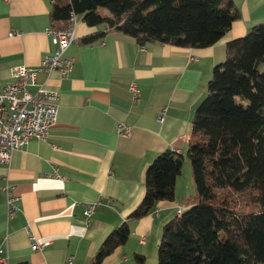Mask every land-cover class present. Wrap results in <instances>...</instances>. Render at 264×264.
<instances>
[{"label": "crops", "instance_id": "obj_1", "mask_svg": "<svg viewBox=\"0 0 264 264\" xmlns=\"http://www.w3.org/2000/svg\"><path fill=\"white\" fill-rule=\"evenodd\" d=\"M53 2L0 0V90L13 79V68L38 69L42 58L55 51L46 34ZM234 2L241 16L212 46L140 45L134 37L111 32L102 41L68 48L66 54L76 58L68 76L37 73L38 85L59 91V112L47 140L31 139L10 164H0V248L9 264H92L105 238L142 202L153 160L167 149L187 155L195 112L215 66L226 58L227 43L264 24V0ZM105 28L79 20L76 24L79 38ZM17 30L21 35L10 36ZM133 81L141 88L140 102L133 100ZM119 122L131 128L130 135L118 133ZM184 166L190 171L184 192L180 174L174 201H160L157 215L153 210L131 221L127 243L103 264H158L164 225L183 211L182 198L195 192L190 164ZM9 185L20 197L19 211L11 219ZM99 199L88 226L86 205ZM28 228L40 242H48L43 250L31 249Z\"/></svg>", "mask_w": 264, "mask_h": 264}, {"label": "trees", "instance_id": "obj_2", "mask_svg": "<svg viewBox=\"0 0 264 264\" xmlns=\"http://www.w3.org/2000/svg\"><path fill=\"white\" fill-rule=\"evenodd\" d=\"M72 11L89 26H106L79 38L80 43L121 32L140 45L187 48L218 43L241 16L234 0H54L52 25L68 22ZM262 64L264 24L227 43L226 58L215 66L195 112L187 155L167 149L153 160L142 202L105 238L92 264H103L127 243L131 221L150 214L160 201H174L186 157L195 192L182 198L188 210L164 225L158 264H264Z\"/></svg>", "mask_w": 264, "mask_h": 264}, {"label": "built area", "instance_id": "obj_3", "mask_svg": "<svg viewBox=\"0 0 264 264\" xmlns=\"http://www.w3.org/2000/svg\"><path fill=\"white\" fill-rule=\"evenodd\" d=\"M77 14L72 11L68 25L63 27L48 26L46 34L55 46V51L42 58L40 67L33 69L25 65L17 66L12 70L13 79L0 90V164H10L15 152L31 139L47 140L51 127L55 124L59 112L60 93L55 89L38 85L37 73L39 71H58L64 77L68 76L76 66V58L66 54L72 44L79 43L76 35ZM21 35L19 30L12 31L10 36ZM37 85L35 91L30 87ZM130 91L134 102H140L142 91L137 82L130 84ZM164 115L159 120L164 121ZM120 135H130L131 128L124 122L117 124ZM7 216L13 218L19 211L17 201L20 199L11 188L6 187ZM101 199L86 205L84 214L89 226L96 208ZM182 213L179 210L178 215ZM153 214H158L154 210ZM30 246L33 251H41L48 242H40L35 233L28 228ZM145 238L141 240L144 243ZM0 264H9V257L4 249L0 248Z\"/></svg>", "mask_w": 264, "mask_h": 264}, {"label": "rangeland", "instance_id": "obj_4", "mask_svg": "<svg viewBox=\"0 0 264 264\" xmlns=\"http://www.w3.org/2000/svg\"><path fill=\"white\" fill-rule=\"evenodd\" d=\"M102 11L103 12H107L105 9H102ZM77 17H78V20H79V22H84L83 21V16L81 15V14H78L77 15ZM86 24V23H85ZM76 35H77V31H76ZM78 36V35H77ZM260 70L261 71H263L264 72V64H262L261 66H260ZM247 103V102H246ZM186 162H188L189 164H190V169H191V174H192V177H193V170H192V165H191V161H190V159L189 158H187L186 157V159H185V161H184V163H186ZM190 171L188 170V168H186L184 165H183V169H182V173H181V175L182 174H184V177H182L181 175V186H180V190L181 191H183L184 192V190H183V188H182V186L184 185L185 186V183H186V176H188V173H189ZM192 194V193H191ZM180 206H181V208H182V210L183 211H186V210H188V208H186V207H183L181 204H179Z\"/></svg>", "mask_w": 264, "mask_h": 264}]
</instances>
